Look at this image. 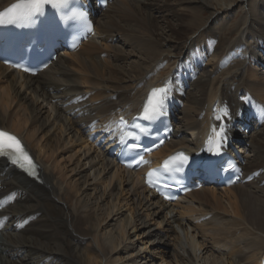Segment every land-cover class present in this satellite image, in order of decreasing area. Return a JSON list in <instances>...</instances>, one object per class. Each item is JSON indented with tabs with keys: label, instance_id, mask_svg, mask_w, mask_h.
Here are the masks:
<instances>
[{
	"label": "bare ground",
	"instance_id": "bare-ground-1",
	"mask_svg": "<svg viewBox=\"0 0 264 264\" xmlns=\"http://www.w3.org/2000/svg\"><path fill=\"white\" fill-rule=\"evenodd\" d=\"M14 1L0 0V9ZM138 1L112 0L104 9H96L98 18L102 16L106 20L102 24L94 22L95 37L82 42L74 52L60 53L55 62L36 76L18 71L9 74L8 68L0 63V82L5 79V85H0V128L19 136L38 165V174L28 177L8 163L0 162V203H4L0 206V264H115L121 258H113L110 253L122 244L125 235L128 239L131 229L145 246L139 248L144 252L148 247L151 251L159 248L163 258L161 252L167 248L166 243L154 246L157 236L146 228L148 217H158V225L166 227L165 236L172 238V244L165 250L169 260L162 259L160 264L164 261L166 264L262 263L264 122L244 140V145L248 140L254 148L255 156L249 157L246 148L239 147L243 154L240 156L246 162L243 171L250 174L260 170V176L246 186L219 188L206 184L176 202L161 200L143 184L141 171L124 169L115 162L114 156L95 148L97 161H101L103 167L100 170L105 171L109 165L113 168L112 177L106 182L111 187L113 181L109 194L116 200L105 207L99 221L109 218L110 212L117 213L121 206L128 211L120 221V235H116L119 237H115L116 240L110 237L106 242L97 234L101 224H90L88 217L72 205L73 196L69 190L72 187L67 188L63 176H57L60 170L55 154L59 146L49 141L41 142L36 136L39 126L34 125L38 122L35 109L29 111V125L27 117L10 111L14 101L24 99L20 89L33 92L36 100L50 105L53 122L59 130L68 131L67 143L72 142L74 135L70 137L69 133L74 131L79 139L76 141L88 147L87 128L91 122L96 121L98 129L116 115L136 114L151 87L163 79L173 83L176 73H181L178 59L182 55L192 57L190 60L197 66L200 63L197 56L205 55V64L202 74L188 82L189 88L178 92L184 95L181 98L183 107L176 115L172 138L153 156L164 157L176 150L198 148L213 120L212 110L216 114L219 107L224 106L229 113L228 119H237L239 113L241 118L237 122L243 123L247 113L264 107V70L254 65L256 59H262L259 53L248 50L253 44L258 47L255 44L258 41L264 48V0ZM238 4L241 9L236 10ZM231 17L238 18L237 25L231 26L235 31L232 44L226 29V21ZM197 31L194 39L192 35ZM113 37L117 39L112 46ZM119 40L129 47L128 51L123 50ZM193 46H197L196 52H192ZM110 51L113 54L108 60ZM229 58L235 59L226 66ZM185 68L189 78L191 66L185 65ZM220 68L223 69L220 71ZM242 69L246 74H242ZM64 80L67 85L61 83ZM73 90L89 97L82 101L83 97L72 95ZM240 95L248 97L250 107L238 97ZM73 100L78 103L65 106ZM85 102L89 109L83 111ZM237 122L228 129L233 136L240 130ZM40 126L43 129L44 126ZM250 153L253 154L251 150ZM107 157H111L110 160ZM97 175L100 173L95 177ZM150 244L153 245L150 247ZM128 247L131 255L137 254L132 243L125 244L116 253Z\"/></svg>",
	"mask_w": 264,
	"mask_h": 264
},
{
	"label": "rangeland",
	"instance_id": "rangeland-1",
	"mask_svg": "<svg viewBox=\"0 0 264 264\" xmlns=\"http://www.w3.org/2000/svg\"><path fill=\"white\" fill-rule=\"evenodd\" d=\"M115 1H118V0H114V2ZM136 1H138V0H136ZM240 7H241V5L238 4L236 10L241 9ZM98 17L99 16L95 14V16H94L95 24H97V22H98V24L99 23L102 24L106 20L102 16H100V18H98ZM226 22H227L226 23V29L228 30L227 31L228 32L227 33V35H228L227 37L228 38L230 37L229 38V40H230L233 37H235V31L233 30V28L231 26H233V25L235 26V24L237 25L238 18L237 17L236 18L231 17ZM198 33H199V31L194 33L192 35V37L195 39L196 35ZM248 37L249 36L247 35L246 38H248ZM116 39H117V37H113V39L110 40V42H112V43H110V45L113 46L115 44L113 41L116 40ZM237 40H235V42ZM239 40H240V38H239ZM119 41H120V45H122L123 41L122 40H119ZM232 42H233V39L229 41V43H231V44H232ZM240 43H245V41L244 42L240 41ZM255 44H258V47L253 44L250 47L251 49H248V50H250V51L253 50L256 53H259V55H260L262 60L260 61V60L256 59L254 65H256V67L261 68V69L264 70V63H263L264 60H263V57H262L263 55L261 56V52H260V51H264V48H262V46L259 45L260 44L259 41H258V43L256 42ZM122 47H123V50L125 49L124 51H128L129 47H126L124 44L122 45ZM110 52H111L110 55H108L109 52L105 54V56L108 55L107 56L108 60L111 59V56L113 54L112 51H110ZM102 57H104L103 54H102ZM231 59L233 61V59H235V58H231ZM231 59H229V60H231ZM128 61L129 60H127V62ZM232 61H225L226 66L230 65L232 63ZM127 62H125L124 65H126ZM113 64H120V63L113 62ZM121 64H123V63H121ZM56 65H59V62ZM3 66L8 68V70H9L8 73L9 74H12L13 71L17 72L10 65H3ZM180 68H181V66H180ZM222 69L223 68H220V71ZM244 69H245V67H244ZM244 69H242V74L243 73L246 74V71H245L246 69L245 70ZM180 72H182L181 69H180ZM200 73L202 74V70L200 71ZM182 74L187 78V74H185V72H183ZM61 83H63L64 85L68 84V82H65V80L61 81ZM229 83L232 84V80L231 79L229 80ZM0 85H5V79H4V82H0ZM68 87L70 88V86H68ZM20 90H22V91H20L21 92L20 94H22V97H24V99L19 101V102L17 100L14 101L11 104L10 111L18 112L20 114V116L24 115L23 117H27V119H28L27 125H29V123H30L29 119H31V115H30L29 111H31L32 109H35V113L38 114V118H37L38 122L42 126H44L43 129H40L41 126H40V124L38 122H37L38 124L37 123L34 124V125H37V127L39 126V132L36 133V136L38 137V139L39 138L41 139V142L49 141L52 144L55 143V144H57V146H59L58 147L59 149L56 151V154H55L56 160L59 162L58 166H59V170H60L59 173H57V176H59V174L62 175L63 178H64V179L62 178L64 180V185L67 186V188L72 187V189L71 188L69 189V190H71V193H72V196H73L72 205L73 206L76 205V209L78 210V212H80L82 215H85L86 217H88L89 221L91 222L90 224H92V223L93 224H98V223L101 224L97 228V234H98V236L101 239H103L104 241H106V240L108 241V240H110L109 239L110 237H112V239H114L115 237H119V236H116V235L119 233L118 232L119 231L118 228H119V226L121 227V224H122V222L120 223V221H122V219H123V214L124 215L125 214L128 215V211L126 210V207L121 206V208H120L121 210H119V211L117 209H115V210L118 211L117 213L110 212V214L111 213L112 214L109 216V218H107L103 222L99 221L103 217V211L105 212V210L107 209L105 207H108V206L110 207V205L116 203L115 196L109 194V192L112 191L113 181L111 182V187H109L110 185L107 186L109 182H106V181H109V179H111V177H112L111 172L113 173V168L111 167V165H109L108 166L109 170H108V168H106L105 171L102 172L101 170L103 169V167L101 166L102 164H100L101 161H99V162L97 161L98 158H97L96 152L94 151V149L96 148V151L106 153V148H101L100 146L95 144L92 140L87 138L86 141L89 144V146H91V148L88 149L89 146L85 147L84 146L85 143H82L80 141L77 142L79 139L75 135L76 132H74V131H70L69 136L71 137V136L74 135L75 138L73 136L72 142L70 144H68L67 143V139H66L67 136H68L67 135L68 131H66V133H64V130H65L64 129L63 132H61L59 130L58 126L56 125V123L53 122V116L54 115H53V113L50 110V105H47L46 102L45 101H41V99L36 100L34 98L35 95L33 94V92H30V91H27V90L25 91L24 89H20ZM191 90L194 91L192 88H191ZM71 93H72V95H75L76 97H79V95H80V94H77V93H79L78 90H73ZM80 97H83V96H80ZM87 104L88 103L85 102V104H84L85 107L82 108L83 111H84V109H87V108L89 109ZM51 106H52V103H51ZM79 109H81V107H79ZM180 112H181V109H180ZM251 123L253 124V122H251ZM257 127L258 126H254V127L252 126V128H250L249 131H240L239 130V131L236 132L237 133L236 134L237 138H240L241 140L243 139L242 142L237 145L238 147H236L237 152L239 154H242V153L239 152V149H240L239 147L243 146L242 148H244V149L246 148L247 155L249 157L255 156L254 148L253 147L251 148V145H250V143H248V140L246 141V144L244 145V140H246L248 135H250V134L252 135V133L255 131V129ZM238 133L241 135V137H240V135L238 136ZM250 150L252 151L253 154L250 153ZM248 156H246V158ZM92 157H93L94 160L92 159ZM94 157H96V158H94ZM109 158H111V157H107V160H110ZM107 160H104V162H106ZM100 167H101V170H100ZM56 172H58V170ZM97 173L98 174L100 173V175H99L100 177L98 175H97V177H95V175ZM108 176L109 177L111 176V177L109 178ZM102 177H103V179H102ZM100 179H102V180H100ZM102 181H103V183H102ZM247 184H245L243 186H246ZM93 186H95V188H96L95 190L93 189ZM106 188H108L109 190L106 189ZM106 191H107L108 194L105 193ZM102 192L104 193L102 195L103 197H100ZM263 199H264V197H263ZM111 202H112V204L108 205ZM141 212H142V214H144L143 213L144 211L141 210ZM155 218L151 219V217L150 218L148 217L146 219V222H147L146 223L147 224L146 228L150 230L152 235H156L157 236L156 241H154V246L157 247L159 245H163V243L164 244L166 243L167 248H169V245L172 244V238H171V236H165L164 229L166 227L164 226V224L158 225L159 224L158 222H159L160 219L158 217H155ZM90 224L88 223V226ZM129 233H130L129 234L130 236L128 237V239H127V235H125L123 237L122 244L124 246L125 244L132 243L133 245L136 246V250H138L139 253L137 252V254H136L134 252L133 255H131L132 250L128 247V248L125 249L124 252H120L118 254V253H116V251H119V249L123 247V246H121L122 244L121 245L118 244L116 249L113 250L110 253L113 258L119 257V258L122 259V260L120 259V261L116 262L115 264H160L162 259L167 261V259H168L167 257L168 256L166 254L167 252H165V250L167 248L166 249H162L163 251L161 252V254L163 255V258H161V256H160L159 248L155 249L154 251H151V249L148 247L149 250L147 249L144 252V250L139 248V247H143V244H141V241L139 239L138 240L136 239L137 238L136 233L132 229L129 231ZM118 235H120V233ZM124 238H125V240H124ZM168 238H170V239L168 240ZM116 239L117 238H115V240ZM115 240H114V242H115L114 244H116ZM168 243H170V244H168ZM152 245L153 244H150L149 246L151 247ZM108 246H109V244L107 245V247ZM154 246H153V248H154ZM144 248H145V246L143 247V249ZM108 249H110V248L108 247ZM144 261H146V262L144 263ZM162 264H166L165 261Z\"/></svg>",
	"mask_w": 264,
	"mask_h": 264
},
{
	"label": "snow or ice",
	"instance_id": "snow-or-ice-1",
	"mask_svg": "<svg viewBox=\"0 0 264 264\" xmlns=\"http://www.w3.org/2000/svg\"><path fill=\"white\" fill-rule=\"evenodd\" d=\"M66 2V0H65ZM52 3V0H20L18 3L12 4L10 7L4 8L0 11V24H18L24 21H28L33 14L41 13L42 6L44 4ZM89 31L91 27L87 26ZM29 69L25 68L24 71ZM168 96L167 86L154 87L148 94L146 101L143 103L142 111L140 112V117L144 120L153 121L164 114L163 109L165 107V101ZM225 116L228 115L227 111L224 113ZM216 119L221 120L220 116H216ZM225 128L226 125L221 123L219 129H212L214 137L210 136L207 141V151L213 153L214 155H219L222 150V144L225 142ZM141 131H144L141 128ZM131 132L126 133L120 137L121 142H123L127 137L133 136ZM138 139V137H136ZM132 150L140 147L138 144H131L126 146ZM0 158H7L12 164L17 165L23 171H25L30 176H36V165L33 160L21 145L20 141L13 135L0 130ZM143 157H141V161ZM188 163V157L182 153H176L173 156L168 157L163 164L165 171H181L182 166ZM233 167L229 165V168ZM154 175V170L149 171L148 176L152 177Z\"/></svg>",
	"mask_w": 264,
	"mask_h": 264
}]
</instances>
